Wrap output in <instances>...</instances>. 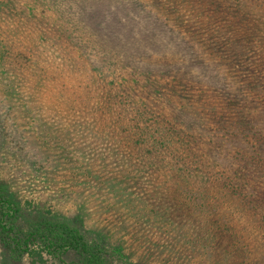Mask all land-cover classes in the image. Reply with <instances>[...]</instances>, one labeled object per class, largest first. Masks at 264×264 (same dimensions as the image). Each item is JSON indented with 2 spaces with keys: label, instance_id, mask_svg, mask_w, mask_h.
<instances>
[{
  "label": "rangeland",
  "instance_id": "rangeland-1",
  "mask_svg": "<svg viewBox=\"0 0 264 264\" xmlns=\"http://www.w3.org/2000/svg\"><path fill=\"white\" fill-rule=\"evenodd\" d=\"M34 1L35 11L26 13L25 0H0V180L22 207L19 227L27 230L45 219L77 224L103 243L109 264H264V204L249 208L252 199L264 196V169L254 170L237 191L215 186L198 191V179L188 189H177V178L144 159L131 134L127 140L122 105L105 106L111 77L101 82L99 70L92 73L87 64L103 62L107 50L84 48L82 60L58 46L51 30L55 1ZM71 1L86 23L94 17V27L101 30L98 44L121 52L114 42L123 39L124 47L143 48L140 61L164 70L154 80L176 109L194 102L204 120L205 104L223 112L227 99L219 103L209 92L212 105L208 91L195 99L201 92L193 83L198 74L207 80L202 62L211 60L213 51V66L228 82L227 98L240 96L234 79L258 83L246 88L241 102H254L251 109L264 114V11L230 0H70L67 5ZM216 2L234 11L221 12ZM105 31L110 36H102ZM114 75L119 87L128 73L117 69ZM132 95L123 109L128 118L140 100L138 93ZM163 96L154 99L145 125L168 112ZM222 165L204 164L220 177ZM0 264L31 262L26 255L11 259L0 243Z\"/></svg>",
  "mask_w": 264,
  "mask_h": 264
},
{
  "label": "trees",
  "instance_id": "trees-1",
  "mask_svg": "<svg viewBox=\"0 0 264 264\" xmlns=\"http://www.w3.org/2000/svg\"><path fill=\"white\" fill-rule=\"evenodd\" d=\"M54 1L57 11L56 16L52 18L54 24L51 30L54 40L58 46L67 47V50L75 52L82 60H85L84 48L88 49V52L92 47L107 50L101 57L103 62L98 60L96 64L94 61L87 64L92 73L95 69L99 70L101 77L97 76V78L101 82L103 78L111 77L106 91L108 97L105 106L112 108L117 104L122 105L120 112L127 114L126 121L129 123L123 127L122 131L128 134L127 140H132L131 134L135 138L133 143L137 151L141 154L145 152L144 159L150 161L155 169L164 168L165 172L172 176V180L177 178L180 183L177 189H182L181 185L188 189L191 185H196L198 179V191L202 187L205 192L213 186L217 191L230 190L229 187L236 190L242 187L243 183L245 184L246 178L254 175V170L264 169V114L256 113L251 109L254 102L250 100L241 102L242 97L248 96L246 88L249 85L258 86V83L254 84L242 78L234 79L240 96L237 95L238 98H234V95H230L227 98L228 94L224 90L228 82H225V76L221 77L218 74L220 73L218 70L221 69H218L217 65L213 66V63L216 64L217 53L210 51L208 58H211L212 63L210 59H207L205 63L202 62L201 70V73H207V80L198 74V79L193 83L200 88L201 92L195 99L202 100L203 96H206L202 93L208 91L206 98L212 105L210 93L218 96L219 103L226 99L227 103L222 108L223 112L219 111L220 108H210L208 104H205L202 107L203 114L206 112L208 115L205 120L198 118L200 111L194 102L189 104L184 102L182 109H176L175 103H171L173 98L165 94L159 81L154 80L156 75L164 70H161L157 64L150 63L149 60L140 61L143 59L140 55L144 53L143 48L139 49V54L134 49L135 45H130L133 43L124 47L123 39H119L114 43H118L122 51L108 50L106 44H98L97 38L101 30H97L99 27H94L92 15L87 17L91 18L90 23H86L81 10L76 13L73 11L74 2L71 1L72 5L69 6L67 3L70 0ZM230 1L232 4L247 3L250 9L255 10V13L264 11V0ZM34 5L36 6L34 0H25L23 11L34 12ZM216 5L221 12L234 11L231 5L218 2ZM42 9L46 10L45 7ZM68 9L72 11L69 16H67ZM46 18H48L47 15ZM101 34L104 37L109 35L106 31ZM181 36L179 34L177 38ZM225 40L229 42V39ZM109 42H111V37H109ZM118 53L121 55L117 56ZM85 56L92 58L89 54ZM129 58L131 60H128ZM183 67L185 68V64ZM117 69H125L128 73L123 76V82H120L119 87H116L114 83L118 76L114 75ZM228 81H232V78ZM164 86L168 89L167 83ZM135 93H138L140 100L137 102L135 115L128 118L129 112L123 109L125 105L131 103L132 94ZM160 96H163L161 101L169 106L170 112L169 109L166 113L160 112L161 119L149 127L145 123L150 119L149 112L152 103L155 102L156 97ZM225 109L229 113H224ZM130 110L133 111V109ZM205 121H208L210 126ZM199 124L203 127L195 130ZM198 161L200 164L197 163ZM220 162L224 164L219 170L222 173L221 177L215 176L204 166L206 164L211 169L217 168ZM205 171L209 172L207 177L203 175ZM178 182L172 185L175 186ZM250 203V209H257L260 203L264 204V196H256ZM22 215V207L15 194L10 192V189L0 180V243L11 259L18 261L26 255L29 256L31 264H109L103 243L91 240L79 225H72L57 219H45L38 220L32 228L24 230L19 227ZM69 257L72 258L68 260Z\"/></svg>",
  "mask_w": 264,
  "mask_h": 264
}]
</instances>
